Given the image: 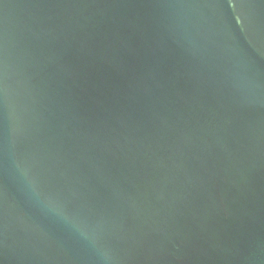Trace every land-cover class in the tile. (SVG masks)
<instances>
[{
    "label": "water",
    "instance_id": "95a60500",
    "mask_svg": "<svg viewBox=\"0 0 264 264\" xmlns=\"http://www.w3.org/2000/svg\"><path fill=\"white\" fill-rule=\"evenodd\" d=\"M0 264H264V0H0Z\"/></svg>",
    "mask_w": 264,
    "mask_h": 264
}]
</instances>
